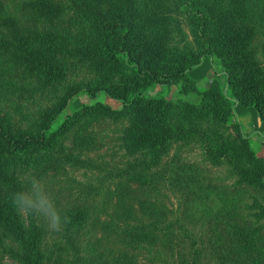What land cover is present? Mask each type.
<instances>
[{
	"label": "trees",
	"instance_id": "trees-1",
	"mask_svg": "<svg viewBox=\"0 0 264 264\" xmlns=\"http://www.w3.org/2000/svg\"><path fill=\"white\" fill-rule=\"evenodd\" d=\"M263 34L264 0H0V264H173L171 235L189 242V264H264V156L240 123L227 126L237 104L264 125L253 45ZM206 57L220 59L224 86L197 87L190 72ZM154 83H179L200 103L144 95ZM81 92L120 106L78 102L51 129ZM105 124L118 132L121 166L84 156ZM191 142L252 197L246 213L214 217L210 253L182 224L144 218L152 173L173 143ZM82 168L99 172L96 183L78 186L69 170ZM34 177L66 217L60 231L12 206Z\"/></svg>",
	"mask_w": 264,
	"mask_h": 264
},
{
	"label": "rangeland",
	"instance_id": "rangeland-1",
	"mask_svg": "<svg viewBox=\"0 0 264 264\" xmlns=\"http://www.w3.org/2000/svg\"><path fill=\"white\" fill-rule=\"evenodd\" d=\"M253 45L258 47L259 56L264 65V34L254 40ZM190 74L197 79V87L200 89L206 88L215 78L221 86L225 84L222 64L217 57L204 58L199 66L191 70ZM167 93L173 99L180 98L195 105L200 103L199 96L194 92H181L179 83L171 87L154 83L143 92L146 96ZM94 100L106 102L114 107L120 106L117 100L104 93L91 98L81 92L72 98L65 111L60 112L53 119L50 128L54 129L69 111L77 107L78 102L91 103ZM253 110V108L237 104L233 118L227 123L228 131L233 133L234 124L240 123L243 133L251 138L257 153L264 156V125L259 122L256 111ZM95 131L94 141L84 150V156L100 165V168L121 166L126 155L119 146L116 127L106 124L99 125ZM69 172L79 184L78 186L96 183L99 177L97 170L85 171L82 168L69 170ZM152 174V179L157 184V192H152L156 195L155 198L147 199L146 203L149 208L144 218L151 219L156 216L159 217L160 223L171 221L176 230L177 225L182 224L199 239L207 253L211 250L210 236H212L213 229L218 227L214 217L218 215L219 219L236 218L238 213L240 215L246 213V209H249L251 205L252 197L246 191V187L234 185V179L228 178L223 167H214L205 161L200 146L195 142L173 143L168 155ZM258 230L256 247L262 252L259 255L262 258L264 257V223ZM171 238L168 262L189 264L186 256L189 242L172 235ZM257 250L253 251L254 255L258 254Z\"/></svg>",
	"mask_w": 264,
	"mask_h": 264
},
{
	"label": "clouds",
	"instance_id": "clouds-1",
	"mask_svg": "<svg viewBox=\"0 0 264 264\" xmlns=\"http://www.w3.org/2000/svg\"><path fill=\"white\" fill-rule=\"evenodd\" d=\"M12 206L21 214L32 215L44 221L52 231H60L66 217L57 208L51 194L35 177L26 190L17 191L11 197Z\"/></svg>",
	"mask_w": 264,
	"mask_h": 264
},
{
	"label": "crops",
	"instance_id": "crops-1",
	"mask_svg": "<svg viewBox=\"0 0 264 264\" xmlns=\"http://www.w3.org/2000/svg\"><path fill=\"white\" fill-rule=\"evenodd\" d=\"M254 111V110H253Z\"/></svg>",
	"mask_w": 264,
	"mask_h": 264
}]
</instances>
